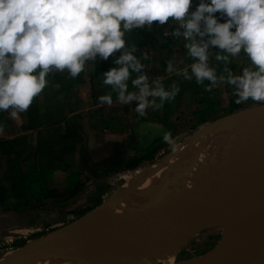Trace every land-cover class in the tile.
Listing matches in <instances>:
<instances>
[{
    "label": "rangeland",
    "instance_id": "1",
    "mask_svg": "<svg viewBox=\"0 0 264 264\" xmlns=\"http://www.w3.org/2000/svg\"><path fill=\"white\" fill-rule=\"evenodd\" d=\"M198 2L199 0H193L192 10ZM176 28L177 24L174 21H169L163 26L154 22L152 29L137 28L125 37L128 45H135L137 48L134 55L145 65L144 71L150 80L159 78L166 89L173 82L179 86L180 91L175 99L165 101L160 109L148 108L146 114L141 116L135 111L137 102L119 103L117 94L109 86L107 94L111 93L115 101L107 107V111L96 107L92 108L89 114L77 112V115H80L78 119L75 112H69L71 108L68 105V98L60 100V107L56 109L43 107V110H50L49 113L38 111L40 101L38 96L34 98L26 112L18 113L16 117L11 116V110L0 111V124L4 125V131L0 133V260L34 237L69 222L93 207L102 203L108 205L113 198L123 196L120 192L123 185L149 165L170 170L168 172L175 173L174 175L178 174V177L171 175L173 181H186L188 177L186 174L189 171L192 185L194 180L191 176L192 171L198 172L196 169H203L206 173L211 167V163L207 162L212 160L209 158L210 155L194 151L195 154L192 152L193 155L186 157L187 161L182 164L179 154L171 161H168V157L173 152L163 154L176 145L179 150L188 148L191 143L194 144L193 138L200 133L204 138L205 126L216 119L228 115L248 114L261 109L259 106L264 107V104L248 100L240 103L238 109L230 110V101L235 103V97L232 95V88L226 83L218 84L208 92L205 91L208 81L201 85L197 84L194 77L189 81L175 72L168 73L166 69L169 60H172L176 68L181 69V62L188 56L183 51L182 38H175L172 35ZM216 51L218 49H211L209 62L217 68L219 75L224 65L215 60ZM144 54L148 59L143 58ZM119 55L120 52H117L109 57L110 64L106 65L109 68L118 67L114 59ZM246 59L247 57L241 53L238 57L231 58L227 66L239 74L243 67L250 66V63H245ZM102 67L104 65L100 61L99 65L96 63L95 69ZM83 72L77 77L79 80H88V74ZM62 74L64 76L59 88L74 84L84 96L90 90V85L82 83L83 81L78 82L77 77L71 78L66 70ZM137 75L135 72L131 74L128 81L129 91L135 90L131 81ZM54 77L50 73L47 76L46 90L52 89ZM88 98H84L86 103H89ZM156 102L159 103V99ZM54 104L55 101H50V105ZM22 117H27L26 119L29 118L31 121H38L40 118L46 125L37 131L27 130L26 124L21 121ZM103 120L108 126H103ZM115 124H120V127L114 126ZM200 127H202L200 132L194 133ZM164 132L171 133L172 145L163 141ZM192 132L194 135L189 140L190 143L183 145ZM6 136L9 137L4 138ZM114 140L119 141L121 144L119 146L123 147V153L118 158L112 155ZM241 144V142L238 144L240 145L238 148ZM261 144H264V138ZM205 156L208 160L204 159ZM181 166L183 168L179 169ZM94 170L97 172L95 176ZM163 178L166 182L172 183L168 174ZM126 197L123 196L124 199ZM127 213L130 214L127 217L134 215L130 211ZM144 215H136L131 220L140 224L141 221L136 220H140ZM145 219L147 223L140 226L125 222L126 218H122V222L112 221L109 223L110 228L97 231V235L94 234L95 236L92 235L91 238H86L73 247L77 249L78 244L93 240L95 244H100L103 236H106L104 238L111 242L115 238V241L113 240L115 243L125 240L126 246L130 247L131 243L135 242L143 243L144 248L147 246L149 248L152 245H149L147 240L149 235H153L159 244H154V248L158 246L156 249H162L165 245L166 249L169 248L168 245L179 243L176 257L178 259L175 264L188 262L192 258L198 263L200 257L228 231L224 225L207 224L194 232L180 235L177 230L179 221L176 220V226H169L170 232H173L169 236L167 223L149 217ZM234 224L236 225V221ZM151 226L157 229H148ZM118 234L125 236L118 237ZM116 246L118 245H115V248ZM146 253L144 257L148 259ZM144 257L142 256L143 259ZM156 264L162 262L158 261Z\"/></svg>",
    "mask_w": 264,
    "mask_h": 264
},
{
    "label": "clouds",
    "instance_id": "2",
    "mask_svg": "<svg viewBox=\"0 0 264 264\" xmlns=\"http://www.w3.org/2000/svg\"><path fill=\"white\" fill-rule=\"evenodd\" d=\"M192 9L193 0H0V111L11 110L13 117L26 112L53 70H66L75 78L87 62L98 57L106 61L117 52L118 67L103 73V83L111 86L119 103L137 102L135 111L141 116L148 108H162L175 99L178 84L166 89L159 78L150 80L134 55L137 48L125 37L134 29L169 21L176 22L172 35L183 38L193 63L189 72L169 60L168 73L189 81L194 77L201 85L208 81V92L226 83L235 103L264 104V0H199ZM212 48L218 49L215 60L224 65L219 75L209 62ZM241 53L250 66L237 74L227 65ZM133 72L138 74L131 81L135 90L129 91ZM98 99L101 105L113 103L111 93ZM162 139L173 144L170 132Z\"/></svg>",
    "mask_w": 264,
    "mask_h": 264
},
{
    "label": "bare ground",
    "instance_id": "3",
    "mask_svg": "<svg viewBox=\"0 0 264 264\" xmlns=\"http://www.w3.org/2000/svg\"><path fill=\"white\" fill-rule=\"evenodd\" d=\"M220 119H216L213 121L214 123L205 126L204 135L206 137L197 135L193 138L195 139L194 144L191 143L188 148H181L180 150L177 148L168 157V161H171L179 154L181 157L179 159L183 164L187 161L185 158L193 155L194 151L210 155L211 161L206 156V158L204 157L208 160L207 162L211 163V167L206 173L200 169L203 173L202 176H196L198 172L192 171L195 174V176L191 175L194 179L192 185H190L191 178L189 171V174L186 172L187 170L185 174L187 173L188 181L187 179L186 181L188 183L183 180L173 181L171 175L175 173L149 165L148 168L123 185L120 192L123 196H127L125 199L120 196L119 199L113 198L108 205H98L93 219L84 229L75 233L69 240L49 249L31 264H156L158 261L162 264H175L178 259L176 257L179 243L168 245L169 248L166 249V245L162 249H156L158 246L154 248V244L157 241L153 235H149V240H147L149 241L147 243L152 245L149 248H147L148 246L144 248L141 241L142 244L134 242L131 243L130 247L126 246L124 243L126 241H120V238H117L120 242H113V240L115 241L114 238L112 243L104 238L106 236H103L100 244H95V240H93L81 245L78 244L77 249L73 247L78 242H83L84 239L91 238L94 234L97 235V231L101 232L106 227L110 228L109 223L115 220L122 222V218H126L125 222L129 221L131 225H143L147 223V220L138 224L137 221L140 220H136L137 223H135L131 218L136 215L143 216L146 213L143 218H154L157 221L167 223L169 236L173 233L170 232L169 226H176V220L179 223L198 225L220 224L233 234L232 232L236 227L234 221L239 219L244 211L254 213L258 208L257 205L244 207L242 201L238 202L240 200L238 197L242 194L245 197L255 195L254 198L250 199L254 200L260 199L264 195V188L259 187V185H264V177L261 176L264 162V144H261L264 138V107L248 114L228 115ZM240 142L242 144L238 148ZM203 144L206 145L203 146ZM166 164L167 162L164 165ZM181 168L183 166L179 169ZM165 174L169 175L172 183L164 180ZM174 176L178 177V174ZM247 178L253 179L255 186L247 187L246 182H243ZM254 188L257 191L252 190ZM128 211L134 215L127 217L130 216ZM157 221L154 222L158 223ZM116 229L120 231L119 228ZM148 229L157 228L151 226ZM115 245L118 246L115 248ZM67 251L69 252L68 255L66 254ZM145 253L147 258L149 256L148 259H145ZM196 261L192 258L182 264H196Z\"/></svg>",
    "mask_w": 264,
    "mask_h": 264
},
{
    "label": "water",
    "instance_id": "4",
    "mask_svg": "<svg viewBox=\"0 0 264 264\" xmlns=\"http://www.w3.org/2000/svg\"><path fill=\"white\" fill-rule=\"evenodd\" d=\"M259 107L262 108L263 106ZM262 175L264 177V162ZM243 182H246L247 187L255 186L254 180L251 178H247ZM259 187L264 188V185H259ZM252 190L257 191L256 188ZM254 196L245 197L242 194L238 197L240 199L238 202L242 201L244 207L257 205L259 209L257 208L254 213H246L242 210L244 212L236 220V229L234 228L233 234L226 231L221 235L196 264H264V195L260 199L250 200ZM102 204L104 205V203ZM96 209L97 207H93L69 222L25 242L17 247L13 253L4 256L0 260V264H31L32 261L44 255L49 249L69 240L75 233L84 229L93 219ZM145 220V218L140 219L142 223ZM203 226L205 225L178 222L177 230L180 235H184L194 232ZM118 236L122 237L125 235L118 234Z\"/></svg>",
    "mask_w": 264,
    "mask_h": 264
},
{
    "label": "crops",
    "instance_id": "5",
    "mask_svg": "<svg viewBox=\"0 0 264 264\" xmlns=\"http://www.w3.org/2000/svg\"><path fill=\"white\" fill-rule=\"evenodd\" d=\"M216 15H217V17H220V13H217ZM221 22H223V19H221ZM130 33L131 32H129L127 34H130ZM182 40H183V38H182ZM184 43H185V41L183 40V42H182V44H183V51L187 55V51L184 48ZM212 49H216V48H212ZM100 61L102 62V64L104 65V67H102L100 69L99 68L95 69L96 63H97V65H99ZM192 63H193V60L189 56H185L184 57V62H181V64H182L181 69H183V68L190 69V65ZM245 63L246 64L247 63H250V61L248 60V58L246 59V62ZM106 64H110V59L109 58H108V60L105 61V60H102V59H100L98 57L96 61L87 62L86 65H85L86 71H84L83 74H85V73L88 74V80H86V79L79 80V77L76 78L78 82L83 81L82 83H84V84L87 83V85H90L91 86L90 90H92L93 92L92 91L90 92V90H89L88 93H86L85 96L83 95V92L80 91L79 88H76L75 87L74 84H72L70 87L68 86L66 88H63V87L59 88L60 83L63 80L64 74H62V72H58L56 70H53L52 72H50V75L55 76L53 78V82H52L53 86H52V89H48V90L44 89L41 92V94L38 96L39 99H40L39 105L37 106V107H39L38 111L40 113H42V112L43 113H49V112H51L50 110H43V107L49 108V109L53 107L54 109H56V108L60 107L59 101L62 100L63 98H68L69 99L68 105L71 108L69 110V112H71V113H74L75 112L76 113L75 116L77 117V119L80 116V115L79 116L77 115V112H79V113L82 112L84 114H89V112H90V110H92V108H96V107L99 108L100 107V108L103 109V111H107V109H108L107 107H109L110 105H108V104L101 105L99 103V99H98L100 96L106 95L107 92H109V86L108 85H105L103 83V73L105 71H107V70L110 69L109 66H107ZM78 82H77V84H78ZM87 97L90 98V99L88 98L89 103H86V101L84 99V98H87ZM50 101H55V104L54 105H50ZM114 101H115V99H113V102ZM26 118H23L22 117L21 118L22 119L21 121H22L23 124H26L25 125V128L27 130L36 129V131H37L42 126L46 125V123L43 122L40 118L38 119V121L37 120L36 121H31V119H29V118L26 119ZM107 118L108 117H105V119H107ZM102 124H103V126H108L104 120H103V123ZM114 126L120 127V124H115ZM202 127H200L198 129V131L197 130L196 131L197 132H200V130L202 129ZM103 128H105V127H103ZM196 131H194V133ZM194 133L193 132L190 133L188 135L189 138L187 139V142L182 143V144L183 145H186V144L190 143L189 140L192 138V136L194 135ZM8 137L9 136H6L4 138H8ZM114 141H116V140H114ZM173 148L176 149L177 148V145L176 146H173L172 148H170L163 155H167L169 152H172V151L175 152V150H173ZM199 170L200 169H196V171H198V175H196V176H202L203 173H202L201 170L200 171Z\"/></svg>",
    "mask_w": 264,
    "mask_h": 264
},
{
    "label": "trees",
    "instance_id": "6",
    "mask_svg": "<svg viewBox=\"0 0 264 264\" xmlns=\"http://www.w3.org/2000/svg\"><path fill=\"white\" fill-rule=\"evenodd\" d=\"M229 105L231 106L230 110H236V109L239 108L237 106H239L240 104L231 103V101H230V104ZM114 143H115L114 144V153H112V155H114L116 158L121 157V154L123 153V147L122 146H119V145H121L120 142H116L115 141ZM157 147H158V145L155 146V148H157ZM152 150H153V148H152ZM147 152H146V154H147ZM139 159H141V158H139ZM93 173H94V176L97 175L96 170H94Z\"/></svg>",
    "mask_w": 264,
    "mask_h": 264
}]
</instances>
